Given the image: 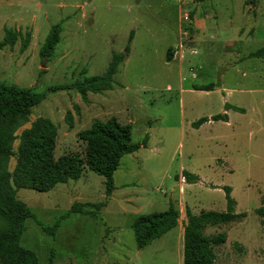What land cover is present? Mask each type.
Wrapping results in <instances>:
<instances>
[{
  "label": "rangeland",
  "instance_id": "obj_1",
  "mask_svg": "<svg viewBox=\"0 0 264 264\" xmlns=\"http://www.w3.org/2000/svg\"><path fill=\"white\" fill-rule=\"evenodd\" d=\"M57 24L59 42L42 58ZM261 47L264 0H0V84L45 94L16 131L14 151L21 132L40 118L57 127L55 158L82 155L77 134L110 117L129 124L132 142L144 144L122 157L110 197L104 178L89 170L46 192L17 189L34 215L20 245L40 264H183L186 210L226 211L222 187L229 186L235 213L246 216L205 225V236H227L214 248V264H264V216L256 213L264 206V57H250ZM113 55L124 59L111 90L88 93L86 102L74 89L50 90L103 75ZM208 85L213 90L195 89ZM226 103L244 112L230 109L228 123L192 127L224 113ZM14 165L12 157L10 172ZM183 172L200 181L188 183ZM74 202L106 206L96 218L71 214L53 236L41 229ZM170 205L178 225L138 249L132 222Z\"/></svg>",
  "mask_w": 264,
  "mask_h": 264
},
{
  "label": "trees",
  "instance_id": "obj_2",
  "mask_svg": "<svg viewBox=\"0 0 264 264\" xmlns=\"http://www.w3.org/2000/svg\"><path fill=\"white\" fill-rule=\"evenodd\" d=\"M61 25H54L46 36L40 48V56L48 58L59 42ZM133 38L130 32L129 41ZM6 41L11 43L10 33ZM172 49L167 53V61L172 59ZM250 57H264V47L250 54ZM124 57L113 55L106 72L99 76L84 77L82 80L65 86H55L50 90H76L84 102L88 93H99L113 88L114 75ZM213 85L195 88L201 91L213 90ZM45 94L37 93L32 87L21 88L14 85L0 84V264H40L34 251L20 245V238L25 229V222L34 215L28 206L17 198L16 190L21 188L46 192L57 184L77 181L85 170L102 176L105 184V194L110 197L115 189L114 172L118 169L122 157L137 151L144 144L133 143L131 126L123 125L115 117L106 121H94L89 129L80 131L77 136L84 145L82 155L74 153L55 158L57 127L48 119H37L24 129L19 136L17 150L13 144L17 140L16 131L29 122L32 108L37 106ZM75 109H78L75 106ZM244 112L243 109L225 104L224 113L212 117H202L191 125L200 128L204 123L213 121L228 122L227 111ZM66 122L71 126L70 113ZM15 158L12 172L8 165ZM188 183L200 181L198 177L183 172ZM227 202L226 211L201 212L194 215L186 210L187 222L183 230V264H214L216 255L214 248L226 242L227 236L219 233L215 236H205L202 233L205 225L227 224L239 221L245 213L236 214V202L231 197L232 188L222 187ZM105 202L80 203L74 202L69 211L62 215L52 226H42L41 229L53 236L60 223L71 214H83L96 218ZM259 216H264V206L256 210ZM179 211L170 205L163 212L139 215L131 224L136 247L142 249L153 240L175 228L178 224Z\"/></svg>",
  "mask_w": 264,
  "mask_h": 264
},
{
  "label": "crops",
  "instance_id": "obj_3",
  "mask_svg": "<svg viewBox=\"0 0 264 264\" xmlns=\"http://www.w3.org/2000/svg\"><path fill=\"white\" fill-rule=\"evenodd\" d=\"M229 118V117H228ZM210 122H212V121H210ZM208 123V122H207ZM225 123H228V122H225ZM201 127V126H200ZM178 221H179V219H178ZM179 223V222H178ZM178 225V224H177ZM182 233H183V229H181V235H182Z\"/></svg>",
  "mask_w": 264,
  "mask_h": 264
}]
</instances>
